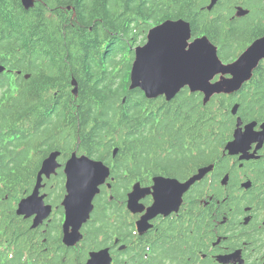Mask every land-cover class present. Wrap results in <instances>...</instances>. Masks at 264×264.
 <instances>
[{
  "label": "flooded vegetation",
  "instance_id": "flooded-vegetation-1",
  "mask_svg": "<svg viewBox=\"0 0 264 264\" xmlns=\"http://www.w3.org/2000/svg\"><path fill=\"white\" fill-rule=\"evenodd\" d=\"M194 1L196 7L183 10L174 9V0H161L163 6L170 5V8L151 11L147 19H139L145 30V41L153 27L167 20L184 19L190 23L192 38L207 36L217 47L222 61L229 64L264 37V0H215L212 8L209 6L213 0ZM115 11H119V6ZM155 13L159 18L154 19ZM11 60V55L6 54L2 63L11 71L0 77L17 81L28 72L21 70L20 74L18 68H11ZM54 70H58L56 65ZM181 92L190 98L189 87ZM200 96L196 93L197 98ZM222 99L229 102L230 120L218 121L219 126L226 128L215 130L214 136L211 131L201 129L198 99L193 119L187 115L175 123L160 120L156 123L152 121L153 112L149 114L145 126L149 151L141 166H138L141 157L135 152L129 154V161H125L126 155L121 153L107 156L112 175L102 188L95 207L97 212L92 213L90 220H101L102 225L107 221L113 226V235H107L104 230L97 240L98 250H110L112 264H264V57L252 78L239 91L219 98ZM231 103L240 105L237 115L231 112ZM5 109L0 105V146L12 139L14 142V134L19 131L5 126ZM239 117L242 132L251 127L255 139L247 148L237 146L230 151L226 146L234 140ZM206 130L209 137L201 142V133ZM219 134L222 136L217 137ZM132 135L137 139L140 130L134 128ZM22 167L23 164L20 175ZM202 169L205 173L190 184L178 209L150 215L146 219V231L138 232L137 223L144 220L146 211L155 201L152 195L155 177L186 183ZM138 182L149 190L139 200L143 210L134 212L128 207V200ZM45 184L42 192L46 193V203H51L54 212L51 221H45L41 228L44 246L48 240L46 233L55 225L53 220H64V209L53 191L55 180L45 181ZM4 188L9 189L6 178L0 184V190ZM8 193L0 195V202L9 199ZM9 220H17L18 230L19 220L32 221L33 217L25 219L17 215ZM84 234L86 237V230ZM15 235L6 236L14 239ZM12 244L6 241V245Z\"/></svg>",
  "mask_w": 264,
  "mask_h": 264
},
{
  "label": "trees",
  "instance_id": "trees-1",
  "mask_svg": "<svg viewBox=\"0 0 264 264\" xmlns=\"http://www.w3.org/2000/svg\"><path fill=\"white\" fill-rule=\"evenodd\" d=\"M44 2L26 10L21 0H0V54H9L15 60L29 59L30 65L26 62L25 65H15L33 73L29 80L22 81L18 89L0 92L3 103L14 107L8 109L12 115L10 120H18L25 129L22 138L0 147V178L8 176L15 183L23 181L26 189L32 182L37 155L66 147L73 150L79 147V152L99 155L103 159L118 146L119 152L126 155L123 157L125 161L130 160L132 152L140 156L138 166H141L149 151L145 142L147 114L153 112L152 121L156 123L158 120L175 123L187 115L193 119L197 97L188 101V97L181 93L173 102L156 104V101L146 99L140 89L130 91L129 67L116 71L121 63L117 60L121 50L111 45L120 42L117 37L134 34L140 18L147 19L148 14L152 15L151 11L169 9L170 5L163 6L161 0ZM117 6L119 11H115ZM194 7V0H174V9ZM155 15L154 19L159 18ZM110 35L114 39L104 47L103 39ZM71 77L79 83L78 97L70 91ZM228 103L223 99L216 108H205L200 103L201 129L215 131L218 120L228 121ZM150 105L152 108L149 110L147 107ZM158 125L163 126L161 123ZM134 128L140 130L137 139L132 135ZM225 128L220 126L221 130ZM220 136L222 134L217 137ZM21 141L25 149L17 153L16 148ZM22 164L24 173L20 175ZM12 194L14 199L23 193L16 189ZM16 222L0 221L2 233H14L15 237L18 234V242H23L14 259H4L0 252V264H75L86 255V251L78 254L65 247L61 238H54V250L51 247L44 250L47 253L40 254L30 244L34 242V232L27 227L19 232ZM104 230H107V235H113V226L107 221L102 225L101 220H94L87 240L97 241ZM21 233L23 237H20ZM26 251L29 255L23 259L22 254Z\"/></svg>",
  "mask_w": 264,
  "mask_h": 264
},
{
  "label": "water",
  "instance_id": "water-1",
  "mask_svg": "<svg viewBox=\"0 0 264 264\" xmlns=\"http://www.w3.org/2000/svg\"><path fill=\"white\" fill-rule=\"evenodd\" d=\"M22 3L26 9H30L34 7L35 0H22ZM214 3L215 0L209 8H212ZM189 33V40H191L192 29L190 23L184 19L167 20L153 27L149 32L148 41L135 48V60L132 65L129 89L139 88L149 99L164 95L167 101H171L183 88L188 86L193 92H203V103L207 104L215 94H231L240 90L243 84L252 77L253 70L264 57V37L256 40L235 62L229 64H225L220 59L217 47L211 43L207 36L198 37L197 39L201 42L199 51L204 62L211 61L219 67L228 68L235 65L233 72L223 74L224 78L229 81L228 83L223 84L220 81H214L215 76L205 80L206 73L203 67L184 57L176 39L178 35ZM4 70L5 67L0 65V72ZM216 75H220V73ZM72 84L74 85L72 91L75 96H78V81L73 78ZM238 110L239 104H235L232 113L237 114ZM240 122L241 118H238V128L235 131L234 140L227 144V149L230 151L234 147L241 146L235 141L237 130L242 132ZM245 132H249L252 136L251 127H248ZM60 155L61 152L55 150L45 158L32 193L19 202L18 214L25 217L36 214L33 228L43 223L44 219L51 213V206L45 205V196L40 195V189L43 186V175L50 177L52 173L56 172L59 166L57 159ZM205 171L202 169L186 183H180L176 179L163 176L155 177L153 192L157 187V181L171 180L172 184L168 186L165 199L161 202H154L148 209L144 220L139 222L140 231L143 232L147 228L146 219L150 215L154 216L161 212L169 213L178 209L190 184L200 179ZM65 173L67 175V194L62 203L66 212V219L63 224V242L67 246H75L83 239L81 229L88 222L94 208V198L100 192V186L109 178L111 170L103 161L92 159L86 154L78 155L74 151L66 163ZM148 190V188H142L139 182L136 183L129 195V207L134 211L143 210L139 200L148 194ZM133 193H136L135 197H133ZM111 261L109 250L102 249L90 252V258L85 264H111Z\"/></svg>",
  "mask_w": 264,
  "mask_h": 264
},
{
  "label": "snow or ice",
  "instance_id": "snow-or-ice-1",
  "mask_svg": "<svg viewBox=\"0 0 264 264\" xmlns=\"http://www.w3.org/2000/svg\"><path fill=\"white\" fill-rule=\"evenodd\" d=\"M189 35L190 33L178 35L176 37L184 57L188 58L193 63L200 64L203 67V70L206 73L205 80L215 76V79L217 81H220L223 84L228 83L229 81L224 78L223 74L233 72L235 65H233L232 68H228V67H219L211 61L204 62L202 60L199 51L201 42L195 37L189 40ZM217 73H220V75H216ZM251 139H255V135L250 136L249 132H239V130H237V136L235 137L236 144L247 148L248 146H250ZM171 184H172L171 180L157 181V187L155 191L152 193V195L155 198L154 202H161L165 199L168 186ZM140 195H143V193H140ZM135 196L136 193H133V197Z\"/></svg>",
  "mask_w": 264,
  "mask_h": 264
},
{
  "label": "rangeland",
  "instance_id": "rangeland-1",
  "mask_svg": "<svg viewBox=\"0 0 264 264\" xmlns=\"http://www.w3.org/2000/svg\"><path fill=\"white\" fill-rule=\"evenodd\" d=\"M137 34H138V38L136 40H135V38H136L135 34H132L129 37H124V38L122 37L119 43H117L115 46H112V48H117V49L121 50V53H119V55L117 57V60L120 61L121 64L116 67L117 70H119L122 66H124L126 64L128 66H130L131 63H132L131 60H132V58H134V54H133L134 48L136 46H138V45L144 44L143 40L145 39V30L140 28V32L138 30ZM121 46H124L125 48L121 47ZM162 100L163 99L157 100L156 104L161 103ZM200 102L202 103V98H200ZM218 104H219V101L212 100V102L209 105L213 106V108H216L218 106ZM199 110H200V108H199ZM207 130L210 131L209 129H207ZM207 130L204 131L203 133H201V142L203 141L204 138H208L209 137V134H208ZM216 130H220V126L218 124V121H217V129ZM64 153H65V151H64ZM44 157H45V154H43V153H40L39 156H38L39 159H43ZM65 161L66 160L61 161V162L64 163ZM62 187H63L62 179L61 180H56V183H55L56 194H59L60 192H62V190H63ZM20 199H21L20 197L14 198L13 202H15L17 204ZM98 203H99V199L97 198V199H95V205L96 204L98 205ZM20 224L22 225V227H26V225H23L21 220H20ZM52 233H53L52 237H57V236L61 235V231L58 229V225L56 226V228L54 230H52ZM42 237H43V235H42L41 231H37V239H41ZM82 249L83 248H79L78 247V249L76 251H80ZM78 263H79L78 261H75V264H78Z\"/></svg>",
  "mask_w": 264,
  "mask_h": 264
}]
</instances>
